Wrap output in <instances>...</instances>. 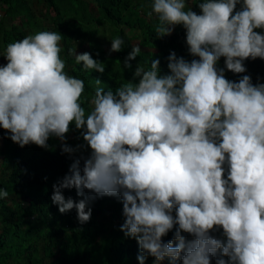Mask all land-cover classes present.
<instances>
[{"label": "clouds", "instance_id": "clouds-1", "mask_svg": "<svg viewBox=\"0 0 264 264\" xmlns=\"http://www.w3.org/2000/svg\"><path fill=\"white\" fill-rule=\"evenodd\" d=\"M147 7L139 13L150 31L139 23L117 26L131 36L132 48L119 62L127 75L115 91H105L97 78L94 94L84 93V81L64 71L59 32L8 43L7 63L0 66V128L24 153H66L68 174L59 170L46 189L60 213L76 209L72 221L90 222L97 197L121 203L122 212L103 210L104 229L120 227L134 238L139 264L148 256L155 264L165 258L226 264L225 256L227 264H264V83L224 75L225 68L246 72L247 59L264 60V34L255 31L264 30V0H201L197 8L186 0H151ZM105 27L96 38L114 29ZM112 31L104 56L124 44L119 36L111 39ZM169 38L199 59L168 56ZM69 54L86 71H105L88 52ZM221 57L225 68L216 67ZM163 61L169 73L159 70ZM80 147L83 155L75 152ZM72 188L83 198L66 199ZM7 196L0 188V199ZM174 225L173 238L163 242ZM221 228L224 239L210 234ZM102 241L99 233L93 243Z\"/></svg>", "mask_w": 264, "mask_h": 264}, {"label": "trees", "instance_id": "trees-1", "mask_svg": "<svg viewBox=\"0 0 264 264\" xmlns=\"http://www.w3.org/2000/svg\"><path fill=\"white\" fill-rule=\"evenodd\" d=\"M186 2L188 7L197 8L201 0ZM38 3L43 5L44 10L38 8ZM150 4L151 0H0V66L7 63L3 51L8 43L39 31H55L62 34L60 55L66 63L64 71L84 81V93L94 94L97 78L105 91H115L125 82L123 77L127 75L119 62L124 59L126 47L132 48L129 43L131 36L122 34L117 26L124 24L131 27L139 23L150 31L149 23L144 22L139 13ZM239 8L238 4L237 10ZM107 26L114 28L111 39L119 36L124 40L121 51L111 56H104L102 46L93 39L99 34L98 27ZM255 31L264 34L262 29ZM164 48L165 51L172 49L168 56L174 51L177 57H183L188 62L199 59L188 52L187 45L181 46L177 39L165 40ZM70 49L76 54L88 52L93 59L104 64L105 71L84 70L82 62L77 64L74 56L69 54ZM167 63L163 61L159 70L169 73ZM244 64L246 72L235 74L225 68L224 58L221 57L216 67L225 68V78L231 81L238 82L243 75H249L253 84L264 83V60L247 59ZM131 81L136 83L135 78ZM81 106L86 113L90 111L85 100H82ZM8 136L6 130L0 128V188L8 191V196L0 199V264H98L97 259H92L99 254L98 242L93 243L99 233L106 250L100 257L101 264H139L137 241L126 237L120 227L116 230L104 229L103 210L108 209L110 214L116 213L115 209L122 212L121 203H114L113 196L97 197L93 200L90 222L81 224L72 221L73 216H77L76 209L60 213L51 201V191L46 189L49 180L59 170L64 176L68 174L62 167L66 153L62 148L59 154L53 150L48 157L42 154L41 149L24 153L23 147L12 142ZM80 142L85 141L81 138ZM72 145L73 148L78 146L77 143ZM82 151L80 147L75 152L83 155ZM65 198L79 201L83 197L72 188L68 189ZM176 227L178 225L161 238L163 242L173 238ZM222 231L221 228L210 231V234L224 239ZM181 234L185 239H194L187 233ZM177 243L173 240V246ZM183 255L184 250L181 252ZM223 259L227 264L228 257ZM144 264H155V260L148 256ZM164 264H170L168 258H165ZM176 264H181V261L178 259ZM211 264H216V260L212 259Z\"/></svg>", "mask_w": 264, "mask_h": 264}, {"label": "rangeland", "instance_id": "rangeland-1", "mask_svg": "<svg viewBox=\"0 0 264 264\" xmlns=\"http://www.w3.org/2000/svg\"><path fill=\"white\" fill-rule=\"evenodd\" d=\"M38 8H42L44 10V7H43V5L41 3H38ZM13 21H15V20H13ZM109 30L112 31V28H108L106 30H103L100 33V37L95 39L97 42L100 43V45H102L104 54H109L110 53V51H109L110 47H109V41H108ZM128 32H130V31H128ZM87 99L90 100V97H88ZM105 253H106V250H105L104 246L101 245L99 247V254L97 253L96 258H94L92 260H96L97 259L98 260V264H101L100 257L102 255H104Z\"/></svg>", "mask_w": 264, "mask_h": 264}]
</instances>
